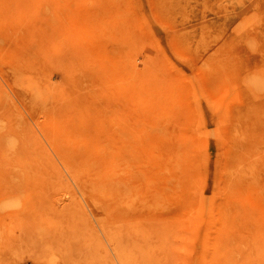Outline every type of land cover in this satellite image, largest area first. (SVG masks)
Here are the masks:
<instances>
[{"label": "rangeland", "instance_id": "1", "mask_svg": "<svg viewBox=\"0 0 264 264\" xmlns=\"http://www.w3.org/2000/svg\"><path fill=\"white\" fill-rule=\"evenodd\" d=\"M0 264H264V0H0Z\"/></svg>", "mask_w": 264, "mask_h": 264}]
</instances>
